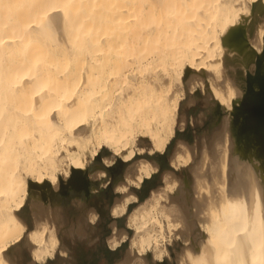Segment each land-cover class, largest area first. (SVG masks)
Listing matches in <instances>:
<instances>
[{
    "label": "bare ground",
    "instance_id": "bare-ground-1",
    "mask_svg": "<svg viewBox=\"0 0 264 264\" xmlns=\"http://www.w3.org/2000/svg\"><path fill=\"white\" fill-rule=\"evenodd\" d=\"M187 69L208 77L226 108L225 137L234 136L242 169L230 175L221 144L219 166L209 161L204 178L197 175L204 183L194 197L166 170L164 185L129 217L136 235L120 264H146L150 250L155 264H168L165 222L182 240L179 264H264V0H0V264H15L8 252L25 234L29 264L41 245L45 259L59 241L52 221L26 230L18 212L29 187L43 200L68 188L88 192V149L107 165L144 154L135 149L140 139L151 144L149 155L165 152L182 99L174 87ZM192 161L180 142L171 166ZM136 169L135 180L125 176L140 188L158 166L142 158ZM117 189L114 214L138 199L129 184Z\"/></svg>",
    "mask_w": 264,
    "mask_h": 264
},
{
    "label": "rangeland",
    "instance_id": "rangeland-1",
    "mask_svg": "<svg viewBox=\"0 0 264 264\" xmlns=\"http://www.w3.org/2000/svg\"><path fill=\"white\" fill-rule=\"evenodd\" d=\"M146 72L160 75L164 70L163 67H150ZM240 72L241 69L238 67V73ZM133 73L132 70H128L129 76H132ZM182 79V82L176 84V88L174 87L177 95H180L182 98L176 119L175 136L168 144L164 153L149 155L148 150L151 148V144L146 139H140L135 149L145 148L144 154H137L134 159L135 162L121 164L117 157L113 160V163L107 165L102 159H93L88 149L86 150V157H84L87 161L89 171V174H85L89 188L88 192L83 190L76 192L74 189L68 188L65 191H52L49 197L43 200L34 195V187H29V195L25 201V206L18 212V215L27 225L26 230L38 228L36 227L39 224L38 222L40 220L44 221L45 219L46 222H53L52 224L54 225L55 233L59 240L52 251L53 254L45 259L41 258L44 247L41 245L40 249H38L40 257L39 260L37 259L36 264H120V262L125 261L129 256L128 253L130 252L132 241L136 235L135 226L129 222V217L140 203L148 199L150 201L152 190L164 185L163 175L166 173V170L167 172H171L174 178L179 181L181 189L186 190L194 197L198 191L196 190L195 192V186L198 187L204 183L200 179L204 178L203 176L210 169L208 162L210 161L211 163V161H214L217 164L216 166H219L218 161H220L222 154L220 151L221 148L224 150V147H227L226 149H228L229 171L230 168L231 170L235 169L237 163L244 161L238 159V149L234 141V136L228 132V140H226L224 132L225 127L229 129V124L225 125L229 116L224 105L220 104V101L215 96L209 78L204 76L202 79H194L187 69ZM237 80L241 81L244 79ZM231 127L230 129H232ZM219 140L220 142H218ZM215 141L218 142V146L220 145L219 150L217 149V142L215 144ZM180 142L186 144V146L188 145V148L193 154V161L189 166L174 169L170 164V160L173 157L175 148ZM216 152L220 153H218L219 160L215 158L218 157ZM101 154L103 157L110 158V155H107L103 150ZM203 154H206L208 157L206 158ZM142 158L157 164L158 170L151 179L145 180L140 188H136L135 186L133 187V182H130L125 175L131 172L132 174H130L132 176L130 175V177L135 180L137 173L136 164ZM202 160H207V164L205 161L204 164ZM202 163L203 166H206L201 168L202 170L204 169L203 172L200 170ZM194 164L196 165L194 166ZM62 165L61 167L66 168L64 164ZM115 166H119L120 168L117 171H112L111 168ZM216 166L215 168H217ZM237 166L239 167L240 165ZM238 167H236V171L234 172L237 173L238 171L239 174L242 166ZM215 168L214 170L217 172H215L217 174L216 178H221L220 174H218L220 173L219 169L217 168V171ZM93 170H104L106 174L101 175L97 171V174L93 173L90 175ZM199 170L201 173H199ZM234 172L230 171V175L234 174V176H238ZM240 173L242 172L240 171ZM197 175H200L202 178L199 177L200 179H197ZM239 176V178L241 176L246 178L242 174ZM58 177L63 179V182L67 184L63 170L58 172ZM220 178H218L219 180L216 179L217 182H220ZM233 178L236 182L239 180L238 177V180H236V177ZM196 179L198 182H195L197 181ZM28 180L31 182L32 179L30 176H28ZM199 180L202 183H199ZM240 180L246 181V179ZM121 184H129V192L136 195L138 199L137 202L130 204L124 212L121 207H117V214H114L113 208L115 202L123 197V194L119 193L117 189V186ZM236 189L241 190L238 189V186ZM191 190L193 192H190ZM203 190L204 188H200L202 194ZM89 220L93 223L95 222V224L90 223ZM42 224H39V227ZM197 229L202 232L200 226ZM164 232L166 235V242L164 243L172 258L165 256V260L168 264H179L178 254L182 250V240L178 239L179 236L176 237L175 231L170 233L166 222L164 223ZM30 249L31 244L25 234L18 244L11 247L8 252V257L15 264H29L32 261ZM49 249L52 250V247L49 246ZM146 264H155L151 250L148 251V255L146 256Z\"/></svg>",
    "mask_w": 264,
    "mask_h": 264
},
{
    "label": "crops",
    "instance_id": "crops-1",
    "mask_svg": "<svg viewBox=\"0 0 264 264\" xmlns=\"http://www.w3.org/2000/svg\"><path fill=\"white\" fill-rule=\"evenodd\" d=\"M89 222L92 223V224H95V222L93 223V222H91L90 220H89Z\"/></svg>",
    "mask_w": 264,
    "mask_h": 264
}]
</instances>
